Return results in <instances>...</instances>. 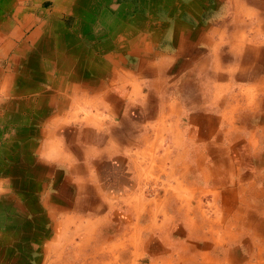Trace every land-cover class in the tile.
I'll return each instance as SVG.
<instances>
[{"label": "crops", "instance_id": "crops-1", "mask_svg": "<svg viewBox=\"0 0 264 264\" xmlns=\"http://www.w3.org/2000/svg\"><path fill=\"white\" fill-rule=\"evenodd\" d=\"M263 61L264 0H0V264H221L197 201L241 195L214 134Z\"/></svg>", "mask_w": 264, "mask_h": 264}, {"label": "rangeland", "instance_id": "rangeland-1", "mask_svg": "<svg viewBox=\"0 0 264 264\" xmlns=\"http://www.w3.org/2000/svg\"><path fill=\"white\" fill-rule=\"evenodd\" d=\"M259 74L264 77V61ZM214 89L217 90L215 87ZM233 89L235 92L241 89L242 92L236 95L237 102L234 100V96L230 95V102L238 104L237 111L234 113L239 117L231 120L232 123L229 120L231 125H227L226 130L229 131L227 134L220 135L222 130L218 131V134H214L215 141H221L224 138L225 142L228 141L231 144L230 166L228 173H224V176L222 175L224 167H215L214 170H217L215 174L219 179L235 183V190L232 194H238V182L243 185V188L238 198L227 200L229 206L224 205L222 200L211 201L206 195L200 202L197 201V207L204 211L205 221H213V226L206 224L201 227L203 230L199 232V235L201 240L202 236L205 239L212 238L218 244L219 253L214 252V254L216 260L221 259V264H264V93L261 96L258 95V105L255 110L252 107L257 100L254 101V92L250 93L248 102L252 107L244 109V93L247 89L254 90V88ZM253 101L254 104H252ZM240 105L241 107H239ZM243 114H245V118L240 117ZM225 155L228 154L225 153ZM224 158L226 160V157ZM225 206H227L226 216L222 225L221 218L224 215ZM225 225L227 228L223 227ZM210 227L212 230L209 229ZM152 259H154L152 256L147 255L145 259L137 260L134 264H167L151 262ZM214 262L216 264V261Z\"/></svg>", "mask_w": 264, "mask_h": 264}, {"label": "bare ground", "instance_id": "bare-ground-1", "mask_svg": "<svg viewBox=\"0 0 264 264\" xmlns=\"http://www.w3.org/2000/svg\"><path fill=\"white\" fill-rule=\"evenodd\" d=\"M261 103H262V102H261ZM94 121H95V120H94ZM54 148H55V147H54ZM229 152H230V151H229ZM232 167H233V166H232ZM171 171H172V170H171ZM213 173H214V171H213ZM167 175H168V173H167ZM213 175H214V174H213ZM214 177H215V176H214ZM214 177H213V178H214ZM234 179H235V178H234ZM166 180H167V179H166ZM222 181H223V180H222ZM224 181H225V180H224ZM206 182H207V181H206ZM214 182L216 183V180H215ZM166 183H167V182H166ZM179 183H180V181H179ZM179 183H178V184H179ZM221 183H222V182H221ZM223 183H224V182H223ZM177 191H178V190H177ZM182 191H183V190H182ZM191 191H192V190H191ZM183 192H184V191H183ZM183 192H182V193H183ZM213 192H214V191H213ZM179 193H180V192H179ZM214 194H215V193H214ZM180 195H181V194H180ZM180 195H179V196H180ZM182 196H183V195H182ZM214 196H215V195H214ZM180 199H181V198H180ZM165 200H166V199H165ZM165 202H166V201H165ZM179 202H180V201H179ZM142 204H143V203H142ZM171 204H172V203H171ZM212 204H213V202H212ZM174 205H175V204H174ZM187 205H188V204H187ZM182 206H184V205H182ZM172 209H173V208H172ZM162 210H163V209H162ZM185 210H186V208H185ZM202 210H203V209H202ZM221 210H222V209H221ZM159 211H161L160 208H159ZM156 212H157V211H156ZM161 212H163V211H161ZM187 212H188V211H187ZM214 212H215V211H214ZM169 214H170V213H169ZM185 214H186V212H185ZM202 214H204V212H203ZM145 216H146V215H145ZM166 216H168V215H166ZM166 216H165V217H166ZM182 216H183V215H181V217H182ZM156 217H157V216H156ZM184 217H185V216H184ZM153 219H154V218H153ZM205 219H206V218H205ZM192 220H194V219H192ZM185 222H186V221H185ZM185 222H184V223H185ZM155 223H156V222H155ZM155 223H154V225H155ZM160 223H161V222H160ZM160 223H159V224H160ZM188 223H189V222H188ZM193 223H194V221H193ZM152 224H153V223H152ZM165 224H166V223H165ZM194 224H195V223H194ZM155 226H156V225H155ZM155 226H154V227H155ZM172 226H173V225H172ZM157 227H158V226H157ZM138 230H139V229H137L136 231H138ZM148 230H149V229H148ZM148 230H147V231H148ZM178 230H179V229H178ZM210 230H211V229H210ZM210 230H209V231H210ZM143 231H144V230H143ZM151 231H152V230H151ZM126 232H127V231H126ZM156 232H157V231H156ZM129 233H131V232H129ZM191 233H193V232H191ZM194 233H195V232H194ZM204 233H205V232H204ZM131 234H132V233H131ZM160 234H161V233H160ZM185 234H186V233H185ZM206 234H207V233H206ZM229 234H230V232H229ZM129 235H130V234H129ZM132 235H133V234H132ZM138 235H139V234H138ZM140 235H141V234H140ZM207 235H208V234H207ZM209 235H211V234H209ZM234 235H236V234H234ZM133 236H134V235H133ZM192 236H193V235H192ZM192 236H191V237H192ZM224 236H225V235H224ZM133 238H134V237H133ZM220 238H221V236H220ZM222 238H223L222 240H224V237H222ZM122 239H124V238H122ZM162 239H163V238H162ZM170 239H171V238H170ZM189 239H190V236H189ZM193 239H194V238H193ZM227 241H228V240H227ZM227 241H226V242H227ZM190 242H191V241H190ZM190 242H189V243H190ZM218 242H219V241H218ZM221 242H222V241H221ZM226 242H225V243H226ZM178 243H179V242H178ZM215 243H216V242H215ZM228 243H229V242H228ZM166 244H167V243H166ZM168 244H169V243H168ZM134 245H135V244H134ZM134 245H133V246H134ZM177 245H178V244H177ZM181 245H182V244H181ZM227 246H228V245H227ZM116 247H117V246H116ZM137 247H138V246H137ZM221 247H222V246H221ZM110 248H111V247H110ZM131 248H132V247H131ZM135 248H136V247H135ZM195 249H196V248H195ZM133 252H134V251H133ZM90 253H91V252H90ZM127 254H128V253H127ZM107 255H108V254H107ZM131 255H132V254H131ZM143 255H144V254H143ZM182 256H183V255H182ZM201 256H202V255H201ZM203 256H204V255H203ZM107 257H108V256H107ZM127 257H128V256H127ZM198 257H199V256H198ZM207 258H208V257H207ZM104 259H105V257H104ZM176 261H177V260H176ZM119 263H120V262H119ZM178 263H179V262H178ZM184 263H185V262H184ZM102 264H103V263H102ZM171 264H172V263H171Z\"/></svg>", "mask_w": 264, "mask_h": 264}]
</instances>
